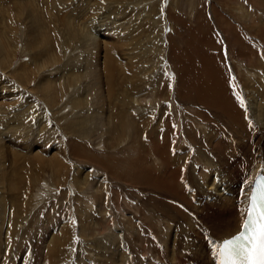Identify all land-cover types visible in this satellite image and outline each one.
Returning <instances> with one entry per match:
<instances>
[{
  "label": "rangeland",
  "instance_id": "1",
  "mask_svg": "<svg viewBox=\"0 0 264 264\" xmlns=\"http://www.w3.org/2000/svg\"><path fill=\"white\" fill-rule=\"evenodd\" d=\"M233 3L0 0V264H125L126 252L135 264H170L173 249L197 248L198 220L190 215L197 205H186L187 217L170 209V123L184 128L190 111L215 120L205 134L218 131L219 139L228 134L254 148L256 139L225 129L222 113L213 119L215 111H201L199 105L213 104L202 78L179 79L196 106L183 113L172 104L177 121L170 120V71L197 75L226 67L238 89L236 73L242 82L259 80L242 60L263 49L264 34L246 25L245 12L232 10ZM244 4L264 19V0ZM146 83L151 87L144 91ZM220 95L214 98L222 104L228 97ZM142 96L155 103L152 109L135 102ZM215 102L222 112L225 105ZM185 147L192 171L191 143ZM57 153L60 169L51 164ZM201 190L196 195L203 202Z\"/></svg>",
  "mask_w": 264,
  "mask_h": 264
},
{
  "label": "bare ground",
  "instance_id": "2",
  "mask_svg": "<svg viewBox=\"0 0 264 264\" xmlns=\"http://www.w3.org/2000/svg\"><path fill=\"white\" fill-rule=\"evenodd\" d=\"M230 1L234 2L233 3L234 7L231 6L232 10H234L235 12L241 13V15H242V12H245V15L241 16L242 19L243 18L245 19V24L248 21L250 24V27L252 26L256 28L257 34L259 33L264 34V24H263L264 19L262 18V20H259L258 14L260 12L258 10L247 8L244 4L247 0L245 2L244 0H230ZM180 7L178 10L175 11L177 15L181 14L180 10L184 12V6L182 5ZM190 18L191 20L196 22L194 20L195 19L194 15L190 14ZM229 25L230 27H233L231 24ZM198 28L200 29V27ZM229 30L230 29H228V32ZM263 39L262 40L258 39V43L261 42L260 43L262 45L261 48L263 49H260V46H257L255 52L247 53L246 55L247 57L242 60V63L245 64L247 69L249 70L247 71L249 77H256L259 80H257V82H254V83L252 82L250 84L248 82H242L239 79L238 74L236 73L235 75L236 83L239 84L240 86L239 89L236 88L235 84H234L235 86H233L230 83V81L232 80V77L230 74L229 75L227 74L229 72H226L225 70L226 67L222 69L221 72L219 71L217 73H213L211 71L212 73L210 72L211 73L210 74V73H207V71H205V72L199 73L200 75L199 74L195 75L196 73L193 74V72L186 71V70H178V68L175 74H174L175 71L173 70L172 72L170 71V104H171L170 120L177 121L174 118V115H172L173 114L172 104H174L178 109H181V112L183 113H186L183 111L185 110V108L191 109V111H193L194 107L196 106L195 104H193V102L189 101L191 98L190 95H193L189 93V90H188L189 88L184 92L181 91L182 88L180 86L179 79L188 80L192 78L191 81L193 83L194 80L195 81L198 80L197 78L199 79L202 78L203 79L202 81L204 83L203 84L202 82H199V83H201L203 86L205 85L208 86L207 90L205 89L203 90L206 91V92L204 91L206 97L208 98L209 96L211 98L210 101L213 100L212 101L213 104L209 103V104L204 105L203 103L202 105L200 102L201 106L199 105V108L201 109V111L205 109H208L209 112L215 111L216 115L211 114L213 119L218 118V115H221L222 113L221 116L225 115V117L228 118V124H227L228 126H225V129L228 128V131L232 130L233 128L236 131L242 129V130H245L248 137L250 136L256 139V143H255L256 148H254V146H251L252 143L251 145L246 144V146H241L240 143L235 142L231 138V135L226 134L225 136H223L224 129L221 130L222 128L220 130L223 136L222 138H225V140L222 138L219 139L218 131L216 132L215 135H212V136H210L209 134H205L204 130L206 129L204 127H206V125L209 126V123L213 120L212 119L210 121L200 120L199 116H198V119H196V117L194 118L193 113L190 111L189 113L191 114L189 116H184V119H183L184 123L182 124L184 128H181L182 127L181 124H177L176 122H174L173 124L170 123V134H171L170 135L171 136L170 138V141H171L170 142V195H171V198L170 199L173 198L175 200V202L170 201V202H173V204L170 203V209L176 215L187 217V215L190 214L191 210L188 211L186 209L187 207L186 205H189V206L193 204L197 205L198 208L196 209H198L197 210L198 213L196 212L197 214H194L193 216L192 214L194 212L193 213L191 212L192 214L190 215L192 216V218L196 217V219L198 220V223H196V221L194 222L196 223V226H197L196 231H199L198 232L199 235L197 236L198 237L197 248L194 250H191L189 253L187 250H186L187 253L184 250H182L184 251V253H181L180 251H174L173 249L174 253L170 255V264H220V248L222 246V242L225 239H229L233 237L236 233H239L240 229L242 228V225H243L246 213H247L249 201H250V194L252 191V184H253L254 178L258 174L264 173V40ZM125 41H127V39ZM111 44H112L111 42L105 43V46H108V53H112L113 48ZM220 75L222 77H220ZM223 81L225 83L222 85L223 86L226 85L225 89L223 88L224 90L223 94L227 95L225 97L223 94L221 95L218 94V92L220 91L219 90L220 87L218 86L219 84L221 85ZM155 84H154L155 89H158L157 87L159 84L157 82H155ZM147 85L148 84L146 83V86L144 87V91H146V88L149 89L151 87L150 85L148 86ZM202 85H201V88H204ZM228 88L229 90L227 91ZM250 88L252 90H250ZM47 89L52 90V85H49ZM190 89H192V87H190ZM192 90H195V88ZM256 92L259 94L258 97H257ZM236 94L239 96H236ZM186 95L189 96V98L186 97ZM219 95L220 97H223L225 99L228 97L226 99L227 101L223 100L225 103L222 102V104L225 105V106L223 105L224 109L222 108L223 110L222 112H220V109H219L220 106H218L219 108L215 107L216 109H214V106H213L215 99L216 98L218 99ZM233 97H235V99L239 103L237 101L235 102L232 99ZM137 100L139 101L135 100V102L138 104L144 102V104L146 105V106L144 105L145 108L151 107L150 109H152V105H155V103L152 100H151L152 102L151 101L147 102L146 101L147 98H144V97L141 100L139 97ZM203 100L200 99V101H203ZM206 100H205V103H206ZM220 101L221 99H219L217 103L218 102L220 103ZM76 103L81 104L82 101L77 100ZM148 105L149 107H147ZM207 118H209L208 115H207ZM149 120H152V118L149 117ZM214 122L215 120L213 121V123ZM134 124L135 123L133 122V120L129 119L127 126L130 128L132 127L134 128L135 126ZM213 127H215L216 129V125ZM203 128L204 130H202ZM246 139L247 138H245V140ZM184 141H188L189 143H191V148H190L191 152L190 150L189 152H190V155H193L195 157V160L192 164L193 165L192 171L191 169L187 170L188 161H186L182 157L185 155L184 149L187 148V147L180 148L181 144ZM205 150H209V151L216 150V153L215 152L209 153V151L206 152ZM212 153H215L216 156L220 159V163L219 165L216 164L217 165L216 167L214 165V163L216 162V159H215L216 157H215V154L214 156L210 155ZM60 157H61V154L57 153L55 154V158L51 159L52 160L51 164L55 166L53 167L54 169H60L63 167V165L60 164V160H59ZM174 165L175 167H173ZM81 169H84V168H81ZM202 185L205 186V190L204 191L201 190L204 193L203 202L202 200L200 201V199H198L196 195V193L201 189V187L203 189ZM185 210H187L189 213L186 212ZM189 217L190 216H188V219ZM196 219L194 218V220ZM188 221L191 222L192 220L189 219ZM189 226H190V223H189ZM95 234L98 235L97 229L96 230L93 229L91 234L89 235L91 237L93 236L95 237ZM192 234L194 233L192 232ZM115 237H117L118 239L120 235L118 234V236L116 235ZM172 241H174V239ZM174 242H176V240ZM170 252H172V250ZM128 253L126 252L127 259L125 257V260L127 261V263L125 262V264H135L132 262L134 261L132 259L133 255L131 257L128 255ZM145 260L146 259H144L143 261Z\"/></svg>",
  "mask_w": 264,
  "mask_h": 264
},
{
  "label": "snow or ice",
  "instance_id": "3",
  "mask_svg": "<svg viewBox=\"0 0 264 264\" xmlns=\"http://www.w3.org/2000/svg\"><path fill=\"white\" fill-rule=\"evenodd\" d=\"M253 212L257 219L244 226L250 230L249 234L224 245L221 253L226 256L224 264H264V208H256Z\"/></svg>",
  "mask_w": 264,
  "mask_h": 264
}]
</instances>
